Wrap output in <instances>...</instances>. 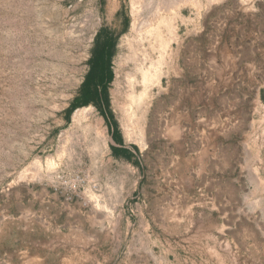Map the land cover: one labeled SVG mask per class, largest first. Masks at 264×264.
<instances>
[{"label":"rangeland","instance_id":"rangeland-1","mask_svg":"<svg viewBox=\"0 0 264 264\" xmlns=\"http://www.w3.org/2000/svg\"><path fill=\"white\" fill-rule=\"evenodd\" d=\"M202 2L129 133L132 0H0V264H264V0ZM106 34L130 160L81 99Z\"/></svg>","mask_w":264,"mask_h":264},{"label":"bare ground","instance_id":"bare-ground-1","mask_svg":"<svg viewBox=\"0 0 264 264\" xmlns=\"http://www.w3.org/2000/svg\"><path fill=\"white\" fill-rule=\"evenodd\" d=\"M189 5L196 8L197 12L203 8L202 0H132L133 24L127 40L128 53L119 61V75L112 90V97H127L130 102L129 105L127 103L128 106L125 105V109L123 108L126 118L130 121L126 126L129 133L133 129L131 126L136 129L135 125L138 123L134 121L135 125H131L132 120H135L137 115L143 118L147 113V97L150 99L153 96L155 88L160 90L164 78L168 77L173 59V44L177 43L180 46L179 21L185 20L183 9ZM117 107L119 108V105ZM90 110L88 108L79 110L75 117H86ZM126 122L125 120L124 123ZM42 165L38 160L33 167L42 170ZM56 165L54 160H47L48 170L55 169Z\"/></svg>","mask_w":264,"mask_h":264},{"label":"trees","instance_id":"trees-1","mask_svg":"<svg viewBox=\"0 0 264 264\" xmlns=\"http://www.w3.org/2000/svg\"><path fill=\"white\" fill-rule=\"evenodd\" d=\"M113 48H114V44L112 37H110L109 34H106L105 41L98 49H95L96 55L93 54V57L90 60V70L87 73L85 80L82 84L81 99L85 103V105H88L89 103L94 101L99 102V99L102 100L105 107L106 116L111 122L113 137H115L117 135L116 124L113 123L112 116L106 109L107 106L106 94L108 90V85L111 83L113 79V72L111 70ZM77 105H78V101L76 99L72 103L68 112H71L73 109H75ZM116 156H118V154H116ZM123 157L127 160L131 159V155L128 153H125Z\"/></svg>","mask_w":264,"mask_h":264},{"label":"crops","instance_id":"crops-1","mask_svg":"<svg viewBox=\"0 0 264 264\" xmlns=\"http://www.w3.org/2000/svg\"><path fill=\"white\" fill-rule=\"evenodd\" d=\"M105 39H106V37L102 40V43L105 41ZM111 151H112V154L115 156H116V154H118L119 158H124L123 156L125 155V153L130 154L132 157L131 150L129 148H127L126 146H124V142L117 135L112 138Z\"/></svg>","mask_w":264,"mask_h":264},{"label":"flooded vegetation","instance_id":"flooded-vegetation-1","mask_svg":"<svg viewBox=\"0 0 264 264\" xmlns=\"http://www.w3.org/2000/svg\"><path fill=\"white\" fill-rule=\"evenodd\" d=\"M96 49H98V48H96ZM94 55H96V51H95Z\"/></svg>","mask_w":264,"mask_h":264}]
</instances>
